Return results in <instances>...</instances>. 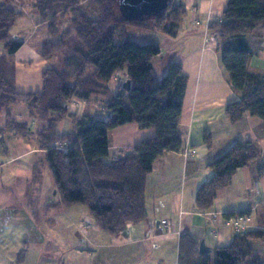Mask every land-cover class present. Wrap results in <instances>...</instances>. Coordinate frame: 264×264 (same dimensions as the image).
<instances>
[{"label":"trees","instance_id":"trees-1","mask_svg":"<svg viewBox=\"0 0 264 264\" xmlns=\"http://www.w3.org/2000/svg\"><path fill=\"white\" fill-rule=\"evenodd\" d=\"M81 1L31 0L39 23L56 37L42 44L40 54L44 58L60 55L61 66L41 73V90L21 92L15 84L13 54L23 41L13 37L12 28L22 12L0 0V134L12 130L33 137L45 152L44 165L59 197L53 205H84L95 226L115 237L123 234L128 223L146 219V179L154 161L183 147L179 117L187 76L178 61L171 62L161 77L154 73L152 61L161 48L152 34L173 35L187 10L169 0L156 14L128 18L120 12V0H89L91 6L83 10ZM67 16L72 30H59L57 20ZM260 27H264V0H228L221 17L208 25L218 39L220 61L229 83L239 94L238 100L225 107L233 123L244 113L264 121V75L249 72L254 52L246 39ZM122 71L130 79V88L126 90L121 84L112 93L108 82L114 73ZM90 98L102 103L101 115L82 117L75 132L59 133L57 123L70 115L68 102ZM17 104L25 105L29 115L43 126L33 129L29 122L14 119L10 110ZM130 122L152 129L154 135L135 144L130 153L110 158L109 131ZM203 139L211 145L207 132ZM257 157L256 146L236 141L214 158L209 163L212 176L196 191L195 207L201 212L211 211L217 191L231 183L238 168ZM257 174L264 176V167ZM41 176L36 164L34 182ZM248 212H225L221 216L227 220ZM261 237L264 232L256 230L235 234L229 244L214 247L209 257L199 253V241L192 234L181 232L177 264H262L248 240Z\"/></svg>","mask_w":264,"mask_h":264},{"label":"crops","instance_id":"crops-1","mask_svg":"<svg viewBox=\"0 0 264 264\" xmlns=\"http://www.w3.org/2000/svg\"><path fill=\"white\" fill-rule=\"evenodd\" d=\"M173 3L181 4L187 14L173 35L165 32L152 34V39L161 48L152 64L159 77L166 73L171 62L178 61L182 65L187 84L179 132L182 149L191 148L194 153L186 157L182 149L165 152L154 161L146 179L147 217L144 221L127 224L125 232L115 237H102L95 227L84 232L86 238L75 232L81 240L96 248L88 250L86 264H137L139 261L143 264H177L179 235L185 231L198 241L203 239L211 250L229 244L234 236L232 226L220 216L215 225L217 235H211L205 212L195 207L194 198L199 186L212 176L209 163L236 141L256 146L258 157L248 166L238 168L231 183L217 191L211 211L221 215L248 210V230L264 232V176L257 174L258 169L264 167V121L244 113L240 121L233 123L226 114V105L238 100L239 94L231 87L221 64L218 39L208 30L209 23L221 17L228 0H173ZM20 4L24 3L18 0L12 6ZM88 4L89 0H82L81 10L89 8ZM23 18L30 26L29 33L21 37V31L12 28L13 37L23 41L13 54L15 84L21 92L38 91L42 88L41 73L46 68H60L61 59L60 55L41 56L42 44L56 37L39 23L37 14L23 8L18 19ZM56 26L59 30L73 28L68 16L58 19ZM38 30L40 32H36ZM246 39L254 52L248 70L264 75V27L255 29ZM2 51L0 46V53ZM126 79L125 71L114 73L108 82L111 92L115 93ZM67 105L70 115L57 123L59 133L75 132L77 121L82 117L101 115L102 103L96 98L73 99ZM10 111L14 119L27 121L34 129L43 126L40 120L29 115L23 104L12 106ZM206 132L211 136L210 146L203 139ZM153 135L152 129H142L135 122L112 129L108 133L110 158L130 153L135 144ZM44 158V150L38 148L33 137L12 130L0 134V264H14L15 254L18 261L20 254L21 260L26 259L27 254L40 244H48L51 249L56 247L51 245L45 226L38 222H49V217L44 216L46 212H41L42 206L49 199L55 204L59 198L53 180L44 183ZM36 164L42 171L39 182L33 180ZM84 207L74 205L64 210L65 213L70 210L71 215L66 227H77L78 216L79 224L84 220L91 221ZM61 208L59 205L50 206L49 210L62 212ZM162 219L172 222L170 230L163 228ZM248 240L264 264V237ZM58 245L62 249V245ZM43 257L39 253L36 264H58L55 259ZM72 263L79 264L74 259Z\"/></svg>","mask_w":264,"mask_h":264},{"label":"rangeland","instance_id":"rangeland-1","mask_svg":"<svg viewBox=\"0 0 264 264\" xmlns=\"http://www.w3.org/2000/svg\"><path fill=\"white\" fill-rule=\"evenodd\" d=\"M17 1L18 0H5L6 5L8 7H11L17 11L23 12V8H25L26 12H28V10L35 12L31 6V4L29 3L31 0H23V1L21 0L24 4H20L21 6L20 5L19 6H16V5L12 6V4H14ZM35 14H36V12H35ZM60 25H61V23H60ZM13 29H14V31H21V37H24V35L26 33H29L31 31L28 22L24 18L21 20L18 19L17 22L15 23V26L13 27ZM13 29H12V31H13ZM36 32H40V30H38ZM15 38H17V37L15 36ZM91 70H92V67L89 68V72ZM66 107H68V105H66ZM44 167L45 168L43 171L44 172L43 180H44V183H47V182H49V180H52V177L50 175V172L48 171V168L46 166H44ZM55 191H56V189H55ZM48 201L49 202H46V204H44L42 206L43 211H41V212H46V215H44V216L49 217V222H47L45 220H38V222L40 224H42L43 226H45V228H46L45 231L47 232V236L51 237V240H50L51 245H54L56 247H53V249H51L48 244H43V245L40 244L36 248L35 251L31 250L27 254L26 259L24 257V259L19 260V261H18V259H16V254H15L14 264H36V262L38 260V254L39 253H41L44 256L43 258H45V259H55V261H57L56 263H58V264H73L72 263L73 259L75 261H77V263H79V264H86L87 263V256L86 255L88 253V250L91 248H94V250H95L96 248L89 245L86 240H81L79 235L81 237H85L84 232H86L88 228H90V227L91 228H94V227L97 228L95 226L92 218L89 216L91 218L90 222H88L87 220H84L83 223L79 224L78 218L80 216H78V217H76L77 223H78L77 227L76 226L75 227H73V226L66 227L65 225L69 221V217H71L70 210L66 211V213H65L64 210H66V208L62 207L61 208L62 212H58V211L53 212V210H49L50 206H52V207L54 206L52 203L53 199H49ZM79 206L82 207L84 205L79 204ZM39 210H41L40 207H39ZM180 213H182V211H180ZM79 228H80V231H79ZM248 229H249V225H248L247 230ZM76 231H78L79 235H76V233H75ZM89 232H90V229H89ZM100 232L102 234L101 235L102 237H105V236L108 237L109 236L105 232H102V231H100ZM124 232H125V230H124ZM175 232H177V231H175ZM233 232H234V230H233ZM235 234H237V233L234 232V235ZM216 235H217V233H216ZM216 235H213V236H216ZM239 235H242V234H239ZM47 239L48 238L45 239V242ZM59 243L62 245V249H60V247L58 245ZM18 252H20V251H18ZM25 252H27V249H25ZM25 252H23V253H25ZM77 254H79V255H77ZM21 256L22 255L20 254L19 255L20 259H21ZM137 264H143V263H142V261H139ZM240 264H247V263H240Z\"/></svg>","mask_w":264,"mask_h":264},{"label":"water","instance_id":"water-1","mask_svg":"<svg viewBox=\"0 0 264 264\" xmlns=\"http://www.w3.org/2000/svg\"><path fill=\"white\" fill-rule=\"evenodd\" d=\"M168 2L169 0H120L119 9L128 18L140 17L144 14L150 16L160 12L168 5ZM122 86L128 90L130 88V79H126ZM198 251L200 254H207L209 257L212 252L203 239L199 241Z\"/></svg>","mask_w":264,"mask_h":264},{"label":"built area","instance_id":"built-area-1","mask_svg":"<svg viewBox=\"0 0 264 264\" xmlns=\"http://www.w3.org/2000/svg\"><path fill=\"white\" fill-rule=\"evenodd\" d=\"M58 145L62 147L63 144H58ZM182 153L184 156L190 157L193 155L194 150L191 148L185 147L184 149H182ZM205 215L207 217V220L209 221V225H208L209 233L211 235H216L217 231L215 229V225H216L217 220L221 219L222 216L215 214L212 211L205 212ZM220 216H221V218H220ZM223 221L229 223L232 226L235 233L244 234L248 228V225H249L248 224L249 223V216L247 214L242 215V216L241 215H235V216L230 217L227 220L223 219ZM160 223L163 226V228L168 229V230L171 229L172 222L170 220L162 219Z\"/></svg>","mask_w":264,"mask_h":264}]
</instances>
